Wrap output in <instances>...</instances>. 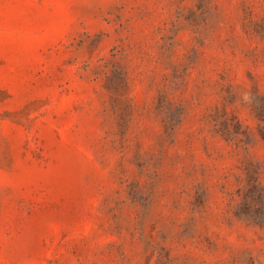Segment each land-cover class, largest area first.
Wrapping results in <instances>:
<instances>
[{"label":"rangeland","instance_id":"obj_1","mask_svg":"<svg viewBox=\"0 0 264 264\" xmlns=\"http://www.w3.org/2000/svg\"><path fill=\"white\" fill-rule=\"evenodd\" d=\"M0 264H264V0H0Z\"/></svg>","mask_w":264,"mask_h":264}]
</instances>
